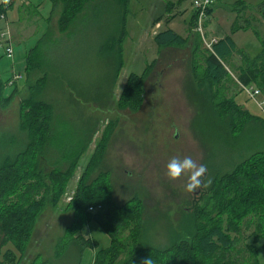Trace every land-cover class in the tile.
<instances>
[{"label":"rangeland","instance_id":"374dc122","mask_svg":"<svg viewBox=\"0 0 264 264\" xmlns=\"http://www.w3.org/2000/svg\"><path fill=\"white\" fill-rule=\"evenodd\" d=\"M159 1L130 0L120 52L113 49L109 53L101 50L106 37L108 39L115 32L113 25L118 16L108 12L103 0L86 3L66 34H59L55 22L61 6L53 14L49 0H26L29 5L25 6L21 0H14L12 9L4 11L5 20L2 19L4 13L0 15V32L5 31L4 22H7L15 32L14 37L19 38L8 41L12 49L11 58L3 55L7 44L6 40L0 39V77L12 84L3 91L9 93L14 84H21L9 100H0V139L6 138L24 147L31 138L28 137L31 130L27 125L32 118L24 116L27 110L22 107V102L28 97V86L42 74L32 73L26 77L24 54L38 45L48 28L50 38L43 43L41 51H47L48 59L43 53L47 59L44 67L49 73L46 82L41 84L39 99L50 106L55 122L67 124L82 133L83 139H90L76 168L63 183L59 203L55 207L46 203L49 208H44L34 220L27 219L29 224L25 227L29 230L23 242V253H5L7 244L1 248L0 259L5 264H15L17 258L20 259L19 264L27 263L33 258L30 252L38 243L46 245L47 252L44 253L54 258L49 250L65 235L64 229L74 222L75 204L70 200L78 190L83 174L85 177L80 189L94 185L92 189L89 187L90 190L84 189L83 209L100 210L108 202L121 207L136 198L142 209L140 219L148 245L159 251L167 249L175 235L179 241L186 238L185 223H189L195 206L204 205L205 197L211 201L212 210L207 207L204 219L208 224L218 225L225 224L227 211L221 212L220 207H216L217 201H221L224 207L229 197L228 206L236 208L247 198L244 197L247 186H252L254 197L264 198L262 190H256L257 185L249 180L254 171L264 170V166H256L257 163L244 165L254 155H264L263 125L258 121L247 123L241 114L224 103L227 99H234L252 117L264 118V97L260 94L251 100L236 83L238 67L247 65L261 51L264 0H241L246 7L241 18L245 31L235 33H231L230 28L236 14L233 8L239 0H214L207 19L203 21L205 43L191 24L196 12L192 0L181 1L177 14L168 7L165 16ZM158 23L160 26H156ZM166 29L188 41L181 47H157L153 37ZM218 30L232 39L238 53L223 64L231 80H224L210 93L207 87L195 84L192 64L193 59L203 64L200 57L209 51V40L211 36H217ZM211 32L213 34L209 35ZM191 34H194L193 45L189 40ZM54 40L59 42L52 44ZM196 44L199 45L198 54ZM198 70L202 72L203 68ZM218 105L220 109H215ZM174 156H189L197 165L206 166V172L199 178V186L190 192L185 190V175L170 180L165 173V165ZM242 164L243 168L233 179L222 182L212 192L208 191L215 177L231 174L235 166ZM39 166L45 173L46 159L41 158ZM231 190H235L234 195ZM40 191H37L38 195ZM232 198H235L233 202ZM259 206L263 207V202ZM120 220L127 221L126 218ZM84 227L95 243V251L109 247L108 235L95 221H86ZM81 230L78 226V231ZM74 231L76 229L69 230L68 235ZM251 231L250 227H242L240 233L230 235L234 246L241 252L238 264H254L256 261L264 264L260 248L264 245L263 239H256L258 251L250 252L246 248L254 241ZM131 232V226L125 225L117 243L128 240ZM70 245L72 254L76 253L79 244ZM3 249L4 254L1 253ZM125 257L126 251L120 260ZM155 258V264H167L165 257Z\"/></svg>","mask_w":264,"mask_h":264},{"label":"trees","instance_id":"16d2710c","mask_svg":"<svg viewBox=\"0 0 264 264\" xmlns=\"http://www.w3.org/2000/svg\"><path fill=\"white\" fill-rule=\"evenodd\" d=\"M89 1L94 0H49L52 6L51 13H53L57 7L61 6L60 16L57 22L59 34H66L69 31L76 15L82 11L85 4ZM129 2L130 0H103V4L108 7V12L116 14L118 19L115 18L114 20L113 27L115 32L108 39L106 37L101 51L109 53L111 50L117 49L118 52H120L121 42L125 36V33L123 34V26L126 14L129 12ZM104 5H102L103 8L105 7ZM5 10L6 9L1 7V13ZM210 10L211 8L208 12H210ZM233 11L237 16L231 25V33L243 29L241 18L246 11V7H244L242 1L239 0L236 2ZM93 13L94 11L92 14ZM98 14L100 15V13ZM47 21H50V18H48ZM192 23L193 27H195L196 15H194L191 21V24ZM192 35L194 34H191L189 40L191 44H194ZM197 35L200 37L198 33ZM47 38H50L49 28L38 41V45L30 50L25 58V75L27 78L32 75V73L40 72V74H42V77L37 78L36 81L28 86V97L22 102V107L27 110L24 116L27 119L32 118L27 125L31 130L30 132L28 129L30 132L28 137L31 138L24 144V147L22 144H15L14 141L9 142L6 138L0 139V248L11 243L20 253H23L25 250L23 242H25L24 239L29 230L25 227L29 224V222L27 223V219L34 220L37 217L36 215L45 207L46 203H50L54 207L59 203L63 191V183L71 176L76 168L77 162L85 153L90 141L88 137L83 139L82 133L74 131L71 126L55 122L50 106L39 99L40 90L42 88L41 84L46 82L45 80L49 73L48 69L44 67L48 59L47 51L44 50L43 52V49L41 51V46L45 45L43 43H45ZM197 39L199 40V38ZM54 41L55 42L52 44H57L59 42V40ZM187 41V38L178 36L170 29L157 33L153 38V42L159 48L170 46L181 47L184 46ZM200 43L202 42L200 41ZM196 45L198 54L199 45ZM260 46L261 51L256 58H251L247 65H240L238 67L236 83L239 87L248 88V86H254V88L260 92L261 96L264 97V40L260 41ZM43 53L45 55L47 54V59H44ZM234 53H238V51L236 52V46L231 38L226 36L222 40L212 44L209 51L200 57L203 63L202 65L193 59L192 73L195 84L199 87H207L211 93V90L223 83L224 80H231L223 64L227 62V58L231 57ZM198 68H203V70H201L202 72H200ZM132 76L137 78L136 75L132 74ZM28 84L29 81H27V85ZM3 87L4 85L0 80V92ZM12 95H14V92L11 93L8 98L2 97L0 100L7 101ZM224 103L228 104L230 108L232 107L235 112L241 114V118L246 120L247 123L249 121H258L264 128L263 119L249 115L234 102V99H227ZM224 103L221 105H225ZM219 107L221 106H215V109H220ZM41 158L46 159L47 171L45 173L39 166V160ZM255 158H258V160ZM263 159V154L256 157L254 155V158L252 157L246 163L244 162V165L247 166L250 163H257L256 166H264V162L262 163ZM244 165L235 166L231 174L223 175V177H215L211 181L212 183L208 191L212 192L215 188L219 187L222 182L233 179ZM253 165L254 164H252V166ZM84 177L85 174L79 179L78 190L70 200L72 204H75L73 210L74 222L71 227L65 230V235L58 240L59 246L57 245L58 250H56L58 253L54 254V258H58V255L64 253V251H62L63 244L65 249L70 246V243L79 244L76 252L77 258H74L75 262L68 264H80V253L85 248H90L93 244L95 245L90 239L85 240L81 237H75L78 233V226L83 228L85 222L89 220L95 221L106 232L110 239V245L107 249L95 252L92 264H155L156 256L165 257L167 264H238V256L241 252L234 246V239L231 238L230 235L240 233L242 227L245 229L249 227L252 228L250 235L253 236L254 241L251 242L252 244L246 245V248L250 250V252L257 249L256 245L258 240L256 239L264 240V198L260 199L259 197H254L251 190L253 189L252 186L246 187L248 191H244V197L247 198L238 206L239 208H231L228 206L229 197H227L225 208L222 207L221 201L216 202V207H220L221 212L227 211L224 225L223 223L218 225L213 224V222L212 224L206 222L204 217L207 211L205 213L204 211L207 207L209 209V202L211 201H209V198L205 197L203 202L204 205L202 204L200 207L195 206L194 210H192V214L189 216V223H185L186 226L184 231L187 233L186 238L179 241L177 238L178 236L175 235L169 247L159 251L148 245L146 231L140 219L142 209L139 207V201L136 198H132L121 207H116L112 202H108L104 204L100 210L93 211V208H88V210L83 209L82 202L84 199L82 195H84V191L88 190L90 187L86 186L82 190L80 189ZM98 180L100 181L101 179ZM249 180L252 184L257 185L255 187L256 190L259 191V189H261L262 193H264V170L254 171ZM94 182L97 183V180ZM37 186L40 188L38 190H41L39 195ZM93 186H91L90 189H92ZM230 192L232 195L235 194V190H231ZM251 197L254 198L251 199ZM234 199L235 198H232L231 201L233 202ZM134 202L135 205H133ZM262 202L263 207H260L259 204ZM210 209L212 210V206H210ZM216 214L217 211L215 215ZM123 218H126L127 221L123 222L120 220ZM125 225L131 226L132 232L128 240L122 241L123 243L121 242V245V243L117 242L121 240L119 234L125 229ZM72 229H76V231L68 235V231ZM65 244L67 245L65 246ZM260 248L264 254V245H260ZM125 251L126 257L120 260V256L125 253ZM19 262H17V264ZM35 263V261L31 262V264ZM254 264H257V261Z\"/></svg>","mask_w":264,"mask_h":264},{"label":"crops","instance_id":"0c3cea01","mask_svg":"<svg viewBox=\"0 0 264 264\" xmlns=\"http://www.w3.org/2000/svg\"><path fill=\"white\" fill-rule=\"evenodd\" d=\"M22 2H23V5L25 6V5H29V3H27L26 2V0H21ZM181 1H183V0H160L159 2H160V4H162V7H163V15L165 16V14H167L166 13V9H168V7H171V11H174V13L175 14H177L178 13V11H177V6H178V4L181 2ZM193 1V0H192ZM2 3H3V0H0V15L2 14L1 13V7H2ZM13 4H14V0H9V3L7 4V8L6 9H12V6H13ZM51 5V4H50ZM175 9V10H174ZM18 10H20V9H18ZM51 11H52V6H51ZM176 11V12H175ZM4 13V12H3ZM53 14H54V12H53ZM53 14H52V16H53ZM162 14V13H161ZM245 14V13H244ZM162 15V16H163ZM20 16L21 15H19V18H20ZM52 16H51V18H52ZM60 16V15H59ZM59 16H58V18L56 19V23L58 22V19H59ZM162 16H160L159 18H161ZM236 14H235V16H234V20H235V18H236ZM162 18H164V17H162ZM2 19H4L5 20V13L3 14V18ZM31 19V18H30ZM172 18H170V19H168L166 22H168V21H170ZM0 20H1V18H0ZM234 22V21H233ZM157 25H159L160 26V24L158 23V24H156V26ZM4 26H5V31L4 32H0V34L1 33H6L7 35H8V38H9V40L8 41H12L14 38H16L17 36H15L14 37V34H15V32H14V30L12 31V29H11V26H9L8 25V23L7 22H4ZM242 30H244V29H242ZM247 30V29H246ZM164 31V30H163ZM245 31V30H244ZM160 32H162V31H160ZM160 32H158V33H160ZM217 32V36H216V34H215V36H211V38H210V40H209V42L211 43V42H213V44H215L217 41H220V40H222L223 38H225L226 37V34L225 33H222V31H220V30H218V31H216ZM215 33V32H214ZM157 34V33H156ZM155 34V35H156ZM213 33L211 32L209 35H212ZM215 37V38H214ZM154 38V37H153ZM184 38V37H183ZM17 39L19 40V38L17 37ZM232 40V39H231ZM7 41V40H6ZM7 41V42H8ZM234 43V42H233ZM5 44H6V42H5ZM10 44V43H9ZM6 46L7 45H5V47H4V50H3V55H5V48H6ZM11 46V45H10ZM11 48V47H10ZM31 49H29L27 52H25V54H24V60H25V58H26V56H27V54L29 53V51H30ZM235 54V53H234ZM234 54L232 55V56H234ZM231 56V57H232ZM231 57H229V58H227V62L230 60V58ZM226 70H227V68H225ZM25 71H26V62H25V68H24V73H25ZM12 76H13V74H11ZM11 76V77H12ZM15 78V80H16V76L14 77ZM10 79V78H9ZM9 79H7V80H9ZM0 80H1V77H0ZM14 80V81H15ZM2 81V83H3V85H4V87H3V89H2V91L0 92V94H1V96H0V99L3 97H5V98H8L10 95H11V93L15 90H18L20 87H21V84L20 85H17V84H14L13 85V87L12 88H10L9 90H11L9 93H5L3 90L4 89H6V87H8V86H12V84L11 83H7L6 81H3V80H1ZM242 91H243V89H242ZM260 119H263L264 120V118H260ZM45 209H47V208H49V207H47V206H45L44 207ZM44 208H42V210L44 209ZM51 209H53L52 208V206H51ZM41 210V211H42ZM40 211V212H41ZM64 230H66V228L64 229ZM64 233V232H63ZM62 233V234H63ZM61 237H63V236H61ZM75 237H81V238H83V239H90L91 240V238L89 237V234H88V232L86 231V227H84V228H82V230L79 232L78 231V233L76 234V236ZM93 242V241H92ZM57 245H58V241L56 240L55 241V243H54V245H52V249H50L49 251L50 252H53L52 254L54 255L55 254V251L56 250H58V247H57ZM67 244H65V246H66ZM7 246V249H5V251H4V249L2 250V252L1 253H3V252H5V253H14V252H17L18 253V251L12 246V245H10V244H7L6 245ZM9 246V247H8ZM59 246V245H58ZM48 247H50V245L48 246ZM34 248V250L33 251H31L30 253L32 254V256H33V258L31 259V260H28L27 261V263H25V264H31V262H33V261H35L36 263L35 264H37V263H42V264H68V263H74L75 261V257H76V253H73L72 254V251H73V248L71 247V245L70 246H68V248L67 249H65V247H64V244H63V249H62V251H64V253L62 254V255H58V258H50V256L48 255V256H46V254L44 253V251L45 252H47V250H45L46 248H47V246L45 245H42V244H40V243H38V244H36L35 245V247H33ZM0 250H1V248H0ZM53 250V251H52ZM70 252V253H69ZM95 245L93 244L92 245V247H90V248H85L81 253H80V255H79V261H80V264H92V262H93V259H94V256H95ZM4 254V253H3ZM48 254V253H47ZM70 254L73 256L72 257V259L70 258ZM79 254V253H78ZM77 258V257H76ZM27 259H29V258H27ZM19 258H17L16 259V262H14L15 264H17V262H19ZM0 264H5V261L3 260V259H0ZM19 264V263H18Z\"/></svg>","mask_w":264,"mask_h":264},{"label":"clouds","instance_id":"9594fccd","mask_svg":"<svg viewBox=\"0 0 264 264\" xmlns=\"http://www.w3.org/2000/svg\"><path fill=\"white\" fill-rule=\"evenodd\" d=\"M206 172L204 164L197 163L189 156L170 158L165 165V173L170 180H175L182 175L187 177L186 191H192L200 184V177Z\"/></svg>","mask_w":264,"mask_h":264},{"label":"built area","instance_id":"2783aa9c","mask_svg":"<svg viewBox=\"0 0 264 264\" xmlns=\"http://www.w3.org/2000/svg\"><path fill=\"white\" fill-rule=\"evenodd\" d=\"M9 3V0H3L2 7L3 9L7 8V4ZM214 3V0H193L192 6L195 9V15H196V23H195V32H197L203 43H205L204 36L202 34V27H203V21L207 19L208 10L212 7ZM0 39L3 40H9L8 35L6 33L0 34ZM6 41V48H5V55L7 58H11L12 50L10 48V44ZM213 42L209 43V49L211 48V45ZM244 92L248 95V97L251 100H254L257 96H260V92L256 90L255 88H245L242 87ZM92 210V209H89Z\"/></svg>","mask_w":264,"mask_h":264}]
</instances>
